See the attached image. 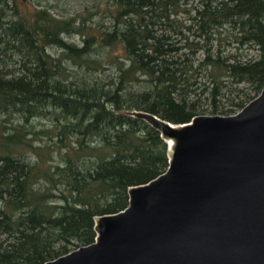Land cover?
I'll list each match as a JSON object with an SVG mask.
<instances>
[{"label":"trees","instance_id":"obj_1","mask_svg":"<svg viewBox=\"0 0 264 264\" xmlns=\"http://www.w3.org/2000/svg\"><path fill=\"white\" fill-rule=\"evenodd\" d=\"M23 1L0 0V264L92 243L95 216L167 169L126 111L231 115L264 83V0H89L67 17Z\"/></svg>","mask_w":264,"mask_h":264},{"label":"water","instance_id":"obj_2","mask_svg":"<svg viewBox=\"0 0 264 264\" xmlns=\"http://www.w3.org/2000/svg\"><path fill=\"white\" fill-rule=\"evenodd\" d=\"M125 114L167 143V169L95 216L92 243L44 264H264V83L231 115Z\"/></svg>","mask_w":264,"mask_h":264},{"label":"rangeland","instance_id":"obj_3","mask_svg":"<svg viewBox=\"0 0 264 264\" xmlns=\"http://www.w3.org/2000/svg\"><path fill=\"white\" fill-rule=\"evenodd\" d=\"M23 3H28L30 7H32V5L45 6L48 7L56 16L67 17L82 10L85 3L89 4V0H24ZM66 39L75 43L80 41L78 36H69ZM248 53L252 55L254 52ZM211 108L212 107H210L208 103L202 105L201 111L198 115H213ZM32 123H34L36 129L38 130L41 128H49L52 121L46 119H35Z\"/></svg>","mask_w":264,"mask_h":264}]
</instances>
